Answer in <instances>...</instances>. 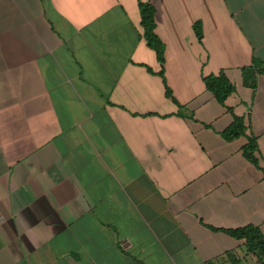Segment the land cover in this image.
I'll use <instances>...</instances> for the list:
<instances>
[{
    "label": "crops",
    "instance_id": "1",
    "mask_svg": "<svg viewBox=\"0 0 264 264\" xmlns=\"http://www.w3.org/2000/svg\"><path fill=\"white\" fill-rule=\"evenodd\" d=\"M254 59L264 0H0V264H259L208 227L264 236V172L203 80L236 86L227 107L264 167Z\"/></svg>",
    "mask_w": 264,
    "mask_h": 264
},
{
    "label": "trees",
    "instance_id": "2",
    "mask_svg": "<svg viewBox=\"0 0 264 264\" xmlns=\"http://www.w3.org/2000/svg\"><path fill=\"white\" fill-rule=\"evenodd\" d=\"M139 6L142 15L144 38L149 47L156 52L159 62L164 64L165 47L156 34V9L154 5L149 2L140 3ZM195 30L199 38H201L202 31L200 24L195 26ZM241 71L245 86L255 90L258 86L257 77L264 73V64L260 60L254 59L251 66L244 67ZM161 75L163 76L162 72ZM203 80L206 89L212 93L218 103L227 108L234 117L232 125L222 134V136L226 141H233L246 136L248 138V144L243 148L244 155L252 164L264 172V167L260 166V161L258 159L259 146L257 137L247 135L244 119L236 116L233 109L227 107L226 104L228 98L236 93V86L230 81L224 71H220L218 74L205 76ZM208 227L213 231L225 232L236 240H244L246 242L247 251L257 258L259 264H264V236L259 228L253 225L228 230L216 229L211 226Z\"/></svg>",
    "mask_w": 264,
    "mask_h": 264
}]
</instances>
